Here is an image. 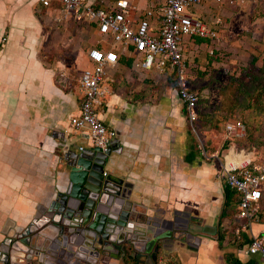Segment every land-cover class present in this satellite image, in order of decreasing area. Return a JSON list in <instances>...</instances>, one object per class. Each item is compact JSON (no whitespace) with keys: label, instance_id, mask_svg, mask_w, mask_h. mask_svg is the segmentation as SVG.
Listing matches in <instances>:
<instances>
[{"label":"crops","instance_id":"1","mask_svg":"<svg viewBox=\"0 0 264 264\" xmlns=\"http://www.w3.org/2000/svg\"><path fill=\"white\" fill-rule=\"evenodd\" d=\"M86 1L104 8L112 0ZM143 2L133 1L145 6ZM58 8H43L38 0H0V240L41 216L66 184L64 164L71 154L79 153L78 147L91 149L85 138L67 131L80 96L56 87L54 72L38 52L40 25L34 11ZM110 51L116 61L105 69L107 93L98 114L115 132L106 171L122 181L141 221L176 217L187 222V227L178 224L179 232L172 231L176 240L158 249L153 264H228L230 259L259 264L244 246L248 236L264 233V198L247 232L236 233L243 223L236 217L237 205L223 210L226 187L219 163L214 166L216 160L199 155L176 89L170 88L173 74L154 67L141 70L137 54L117 47ZM85 61L91 68L86 55L81 63ZM145 78L160 86L153 90L138 83ZM145 258L138 256L140 264H147ZM98 264L118 261L109 257Z\"/></svg>","mask_w":264,"mask_h":264},{"label":"built area","instance_id":"2","mask_svg":"<svg viewBox=\"0 0 264 264\" xmlns=\"http://www.w3.org/2000/svg\"><path fill=\"white\" fill-rule=\"evenodd\" d=\"M133 1L112 0L104 8H99L86 0H38L43 8L56 4L59 7L57 12L66 20L88 24L99 39L97 45L86 52L91 68L79 75L78 112L68 118L67 131L85 138L90 148L98 149L101 154L109 152L110 141L115 136L98 115L107 93L105 69L116 61L110 50L117 47L123 53L137 54L141 70L154 67L159 73L167 69L173 74L176 96L184 109L186 122L196 136L193 127L197 120L195 106L198 96L187 84L184 50L195 37L208 40L209 44L219 39L214 27H209L201 17L188 11L200 6L202 0H145V6ZM104 46H108L107 50L103 49ZM243 135V125L234 122L227 125L224 141ZM226 147L206 153L199 144L197 150L202 158L218 161L219 176L225 187L237 196L236 217L243 223L236 233L247 232L264 198V157L256 159L254 154L246 157L237 154L233 147ZM82 150L78 147L79 152ZM106 173L104 170L102 175ZM244 249L246 255L254 256L259 264H264V233L248 236Z\"/></svg>","mask_w":264,"mask_h":264},{"label":"rangeland","instance_id":"3","mask_svg":"<svg viewBox=\"0 0 264 264\" xmlns=\"http://www.w3.org/2000/svg\"><path fill=\"white\" fill-rule=\"evenodd\" d=\"M42 10L40 13L34 11L40 25V59L54 72L56 87L78 98L79 71L90 69L87 61L82 64L81 60H85L86 52L95 45L98 37L89 27L66 20L57 11ZM188 11L214 27L219 38L211 44H198L192 39L184 50L187 84L198 96V120L208 123L211 128L204 138L211 137L217 148L222 149L224 125L237 120L245 127L246 138L264 141V0H202L200 6ZM106 48L108 46L103 47ZM138 83L153 90L160 86L148 78ZM173 87L176 89L175 84L170 86ZM186 127L190 131L187 123ZM194 130L196 132V128ZM190 134L196 146L202 144L209 153L203 137L197 132L196 136L192 131ZM232 144L229 142L225 147H233ZM259 147L254 154L256 159L264 157V144L260 143ZM108 162L109 159L103 166L106 170ZM212 163L218 165L217 161ZM103 258L109 257H101L100 261ZM110 258L118 264H128L123 255L116 258L111 254ZM139 260L137 258L135 264H140ZM145 261L153 264L147 258Z\"/></svg>","mask_w":264,"mask_h":264},{"label":"water","instance_id":"4","mask_svg":"<svg viewBox=\"0 0 264 264\" xmlns=\"http://www.w3.org/2000/svg\"><path fill=\"white\" fill-rule=\"evenodd\" d=\"M109 155L110 149L101 154L96 148L71 154L64 164L66 184L43 214L2 234L0 264H98L101 257L125 252L153 263L158 249L176 240L172 231L187 222L141 221L122 181L110 172L102 175Z\"/></svg>","mask_w":264,"mask_h":264},{"label":"trees","instance_id":"5","mask_svg":"<svg viewBox=\"0 0 264 264\" xmlns=\"http://www.w3.org/2000/svg\"><path fill=\"white\" fill-rule=\"evenodd\" d=\"M193 39H194V42L195 43H198V44L209 43L208 40H204V39H200V38H196V37L193 38ZM188 78L189 77L187 76V80H188ZM197 104H198V99L196 101L195 108L197 107ZM198 111H199V108H198V110L196 112L197 113L196 114L197 115V120L194 123V128H196V132H197L198 136L203 137V138H201V137L200 138L203 139L204 146L209 151V153H212L214 151H217L218 148L216 146V142L213 141L212 139H210L211 137H208V140H207V138L206 139L204 138V136L207 135V132L211 128H210V125L208 123L203 122L202 120L199 121L200 119L198 120ZM234 122H239V121L234 120L231 123H234ZM231 123H227V124L224 125L223 130H222V133L223 134L225 133V130H226L227 125H229ZM239 123H241V122H239ZM243 127H244V125H243ZM232 139H233L232 141H224V142H222V145H223L222 148H224L225 145L228 144L229 142H232L233 143L232 146H233L235 152L237 154H242V155H244L246 157L247 156H250L251 154H255L256 152H258L257 150L260 149V147H259L260 146V143H262V145L264 144V141L263 140H259V139L258 140H254L253 138L251 139L249 137L246 138L245 127H244V135H243V137H241V138H232ZM249 142H252V143H249ZM224 191H225V198H226V200H225V203H224V206H223V210L225 211V210H227L229 208L230 205L231 206L237 205V198H236V200H232L231 197H232V195H234V193L232 191L228 190L227 188H225ZM123 256L125 258V262L126 263H128V264H135V260L136 259L133 258L132 255H130L129 252H125ZM167 264H169V263H167ZM228 264H250V263L249 262H247V263H240V262L236 261L235 259H230L228 261Z\"/></svg>","mask_w":264,"mask_h":264}]
</instances>
